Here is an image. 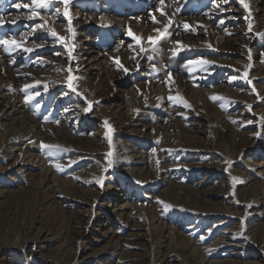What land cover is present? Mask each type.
I'll return each mask as SVG.
<instances>
[{"label": "rangeland", "instance_id": "374dc122", "mask_svg": "<svg viewBox=\"0 0 264 264\" xmlns=\"http://www.w3.org/2000/svg\"><path fill=\"white\" fill-rule=\"evenodd\" d=\"M0 21V114L48 127L37 157L0 149V264H264V0H0Z\"/></svg>", "mask_w": 264, "mask_h": 264}, {"label": "bare ground", "instance_id": "6f19581e", "mask_svg": "<svg viewBox=\"0 0 264 264\" xmlns=\"http://www.w3.org/2000/svg\"><path fill=\"white\" fill-rule=\"evenodd\" d=\"M17 111L20 112L22 115L19 117V120L15 123V125H12L11 129H8V131L3 132L1 139H0V149L6 150L10 148H15L18 145L20 146L23 144L24 146L21 148V151H23L25 157H37V154H34L30 152V150L25 149L24 147H28L30 145V142L34 140L44 139L46 129L48 128L46 125H44L41 121L37 120L35 117L31 116L28 111L25 109V106L22 104H19L17 107L14 106L11 111ZM11 111L5 110L0 114V120H3L7 116H9ZM52 129V128H51ZM47 135V134H46ZM42 142V141H40ZM119 151H117V156H120V159L118 160V166L127 167L130 171V173L133 172V170L136 172L139 170L144 173L143 176L139 177L140 181H147L150 179H147L150 175V167L151 164L149 163L148 159L145 157V153L142 151H136L133 149H127L120 147L118 148ZM135 158H138L139 160L134 161ZM26 162H30L29 159L26 160ZM132 164H141L140 166H133ZM35 166L37 167H43L45 170L49 171L53 169L49 162L44 161L43 158L37 159L35 162ZM170 167L168 165L158 166L157 167V176L159 177L161 174H167L168 169ZM142 175V174H140ZM149 175V176H148ZM246 179L241 178L240 182L244 183ZM170 193L175 196H180L182 191V187L179 185H175L170 183L169 186ZM183 195H185L186 199L188 200L189 195L183 192ZM172 198L169 195L166 202H171ZM247 205H250L254 208H261V211H264V185L261 189L253 191V193H249L248 198L244 200ZM179 204V203H178ZM263 206V208H262ZM153 211V209L151 208ZM21 223V221H20ZM207 261V258L204 256H199L197 258H189L187 260L188 264H205Z\"/></svg>", "mask_w": 264, "mask_h": 264}, {"label": "snow or ice", "instance_id": "6c2138e0", "mask_svg": "<svg viewBox=\"0 0 264 264\" xmlns=\"http://www.w3.org/2000/svg\"><path fill=\"white\" fill-rule=\"evenodd\" d=\"M41 3V4H43V3H46L47 2V0H33V3L35 4V3ZM21 5H19V4H17V7L19 8ZM25 7H27V5H25ZM163 14V13H162ZM0 23H2V21H0ZM185 27L187 28V25H185ZM54 36L56 35V33L53 31V33H52ZM129 35H132L131 33H129ZM164 35H167V33H163V34H161V36H164ZM161 37H158L157 38V40L158 39H160ZM61 39H63L62 37H61ZM135 39H139V38H135ZM149 40L153 43V44H155L156 42H157V40H153V38L152 37H149ZM7 43H12V44H16V42L15 41H11V42H9V41H4V40H0V44H7ZM177 43H179V42H177ZM17 46H19V45H17ZM143 50V49H142ZM6 51H7V49H6ZM28 51H31V49H28ZM69 79L71 80L72 78L71 77H69ZM69 86H71V85H69ZM215 99V98H214ZM47 147V146H46ZM60 166L59 165H57V168H59Z\"/></svg>", "mask_w": 264, "mask_h": 264}]
</instances>
